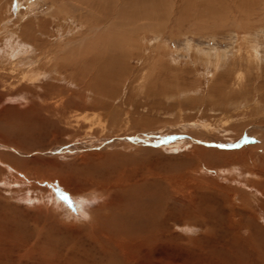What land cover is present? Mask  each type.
Here are the masks:
<instances>
[{
    "label": "rangeland",
    "instance_id": "1",
    "mask_svg": "<svg viewBox=\"0 0 264 264\" xmlns=\"http://www.w3.org/2000/svg\"><path fill=\"white\" fill-rule=\"evenodd\" d=\"M69 1L0 0V117L23 115L21 125L30 129L18 139L20 146L0 139V264H264V0H209L214 3L207 13L222 12L224 23L202 29L192 25L195 0H153L159 11L154 24L127 32L108 29L112 21L103 20L108 6L115 11L123 0H102L94 9L92 0ZM105 36L112 42L101 51L95 42L104 44ZM91 52L112 71L113 101L107 94L85 97L73 65ZM46 83L48 93L41 87ZM61 103L59 113L50 110ZM33 107H42L47 127L30 121ZM196 147L210 152L201 156ZM236 151L245 157H227ZM98 153L104 158L97 159ZM35 171L71 177L74 186L89 188V204L82 205L63 183L32 182ZM124 171L132 185L145 178L140 198L128 199L115 186ZM179 178L194 183L179 189ZM187 198L194 202L191 214L181 210ZM166 203L175 207L168 220L161 208ZM126 204L139 208L142 219L126 221ZM84 212L90 219H82ZM97 220L115 238H144L152 231L162 236L140 239L142 247L114 244L109 261L93 239Z\"/></svg>",
    "mask_w": 264,
    "mask_h": 264
},
{
    "label": "bare ground",
    "instance_id": "2",
    "mask_svg": "<svg viewBox=\"0 0 264 264\" xmlns=\"http://www.w3.org/2000/svg\"><path fill=\"white\" fill-rule=\"evenodd\" d=\"M71 1V0H70ZM69 1V2H70ZM103 1H105V0H103ZM107 1V0H106ZM115 1V0H114ZM75 2V1H74ZM92 7H93V9H94V7H96V8H99V7H102L103 5H102V0H92ZM137 3H135L134 1H132V0H123L122 1V3H120V4H122V6H120V7H118V9L117 10H115V11H113V6L115 7V5H113V6H111L113 9H112V11H110V10H108L109 8H110V6H108L109 8L108 9H106L107 11H110V12H107V11H105V14L103 13V20H105V18H107L108 17V22H110V20L112 21V24L108 27V29L109 28H113V30L114 31H117L118 29H119V31H122V32H127V31H131V30H134V31H136L137 29H139L140 27H142V24L143 25H145V24H154V21L155 20H157V15L158 14H156V15H154V13H156V11H158L157 9H156V7H155V2L153 1V0H137L136 1ZM145 2H147V3H149V4H146ZM223 2V1H222ZM257 2V1H256ZM59 3V2H58ZM68 3V2H67ZM66 3V4H67ZM79 3V2H78ZM190 2L189 1H187V4H189ZM192 3V2H191ZM211 3L213 4L214 3V1L212 2H209V0H199V1H193V4H194V6H195V8H196V10H195V19H194V22L192 23V25H194L195 27H197V28H200V29H202V28H204L205 27V25H207V24H209V23H213V24H215V25H218V24H223L224 22V19H223V13L221 12L220 13V15L218 14V15H210L209 13H207V11L208 10H210L211 11V9H213L212 8V5H211ZM258 3V2H257ZM34 4V3H33ZM57 4V3H56ZM73 4V3H72ZM125 4V6H123ZM137 4V5H136ZM192 4V5H193ZM251 4V3H250ZM259 4V3H258ZM36 5V4H35ZM53 5V4H52ZM59 5V4H58ZM69 5V4H68ZM85 5V4H84ZM134 5L135 6H137V7H134ZM185 5H186V3H185ZM39 6V5H38ZM54 6V5H53ZM61 6H63V5H61ZM118 6V5H117ZM64 7H66V6H64ZM64 7H62V8H64ZM74 7H75V5H74ZM76 7H78L77 5H76ZM75 7V8H76ZM88 7V6H87ZM184 7H186V6H184ZM184 7H182V8H184ZM216 7V6H215ZM50 8V7H49ZM58 8H61L60 7V5H59V7ZM106 8V7H105ZM117 8V7H116ZM190 8V7H189ZM241 8V7H240ZM35 9V8H34ZM53 9V8H52ZM88 9V8H87ZM90 9V8H89ZM101 9V8H100ZM186 9V8H185ZM194 9V8H193ZM188 10V9H187ZM57 11H59V10H57ZM69 11V10H68ZM74 11H75V9H74ZM87 11V10H86ZM94 11V10H93ZM189 11V10H188ZM214 11V10H213ZM35 12H36V10H35ZM39 12V11H38ZM37 12V13H38ZM70 12V11H69ZM77 12H78V10H77ZM103 12V11H102ZM159 12V11H158ZM95 13V12H94ZM99 13V12H98ZM98 13H96V14H98ZM193 13V12H192ZM191 13V14H192ZM206 13H207V15H206ZM225 13V12H224ZM71 14V13H70ZM76 14V13H75ZM89 14V13H88ZM185 14V13H184ZM39 15V14H38ZM60 15H61V13H60ZM62 15H63V13H62ZM66 15H68V14H66ZM101 15V14H100ZM46 16H47V14H46ZM74 16V15H73ZM155 16V17H154ZM40 17V16H39ZM43 17V16H42ZM44 17H45V14H44ZM76 17V16H75ZM100 17V16H99ZM102 17V16H101ZM189 18H190V15L188 16ZM49 18V17H48ZM50 18H52V17H50ZM58 18V17H57ZM67 18V17H66ZM191 18H193V17H191ZM41 19V18H40ZM46 19V18H45ZM101 19V18H100ZM42 20V19H41ZM75 20V19H74ZM106 20V21H107ZM220 20L222 21L221 23H218L217 21H219L220 22ZM46 21H48V20H46ZM54 21V20H53ZM145 21H146V23H145ZM181 21V20H180ZM44 22V21H43ZM66 22V21H65ZM64 22V24H66ZM144 22V23H143ZM38 23V22H37ZM70 23H72V21L70 22ZM160 23V21H157L156 22V25L155 26H158V24ZM226 23V22H225ZM44 24V23H43ZM49 24H50V22H49ZM105 24V23H104ZM161 24V23H160ZM39 25V24H38ZM45 25V24H44ZM48 25V24H47ZM73 25V24H72ZM108 25V24H107ZM112 25H113V27H112ZM214 25V26H215ZM68 26V25H67ZM99 26V25H98ZM101 26H102V24H101ZM101 26H99L100 27V29H101ZM105 26V25H104ZM45 27H47L46 25H45ZM22 28V27H21ZM24 28H26V27H24ZM29 28V27H28ZM27 28V29H28ZM49 28H51V27H49ZM69 28V27H68ZM76 28V27H75ZM103 28V27H102ZM26 29V30H27ZM48 29V28H47ZM196 29V28H195ZM25 30V29H24ZM28 30H30V29H28ZM35 30V29H34ZM50 30V29H49ZM102 30V29H101ZM63 31V30H62ZM26 32V31H25ZM36 32V31H35ZM44 32H46V31H44V29H43V33ZM48 32V31H47ZM111 32V31H110ZM16 33V32H15ZM109 33V32H108ZM32 34V33H31ZM36 34V33H35ZM28 35V34H27ZM49 35V34H48ZM64 35V34H63ZM13 36V35H12ZM23 38V37H22ZM21 38V39H22ZM30 38V37H29ZM102 40H103V42H105L104 44L103 43H100L101 41H99V43H97V42H95V46H96V48L97 49H99V50H101V51H105V49H108L109 48V44L112 42V38L111 37H109V36H105L104 38H102ZM18 42H19V39H18ZM88 44H93V42H89ZM16 45V44H15ZM26 45V44H25ZM34 45H35V43H34ZM111 46V45H110ZM30 48V47H29ZM111 49V48H110ZM22 50V49H21ZM41 50V49H40ZM96 50V49H95ZM98 50V51H99ZM39 51V50H38ZM108 51V50H107ZM112 51V50H111ZM37 52V51H36ZM35 52V53H36ZM109 52V51H108ZM105 53V52H104ZM13 54V53H12ZM91 54H93L92 52L90 53V55ZM97 54H99V53H97ZM102 54V53H101ZM106 54H107V52H106ZM105 54V55H106ZM109 54V53H108ZM15 55V54H14ZM110 55V54H109ZM28 56V55H27ZM47 56V55H46ZM49 56V55H48ZM98 56H101V55H98ZM98 56L96 55V56H94V55H91V57L90 58H87V56H86V53H84L83 55H80V63L78 64H76V65H73V66H76V69H75V73H77L78 75L77 76H79V77H77V78H79L80 79V84L84 87V89L86 90V92H84V94H86V96L85 97H87V95H88V97L89 96H91V97H94L96 94L97 95H99V96H101V97H104L105 98V95L107 94L108 95V99H110V100H112L111 98H113V97H115L114 95H115V93H113L114 92V89L112 88V86H114L115 87V85H113V83H111L109 80H108V73L107 72H110L111 71V69L109 68V69H106L107 68V66L104 64V65H101L100 63H99V61H98ZM103 56V55H102ZM251 56V55H250ZM105 57H107V56H105ZM109 57V56H108ZM28 58V57H27ZM250 58H255L254 57V55L252 56V57H250ZM35 59V58H34ZM42 59V58H41ZM108 59H111V58H108ZM112 59H113V57H112ZM115 59V58H114ZM114 59H113V61H114ZM252 59V60H253ZM32 60V59H31ZM73 60V59H72ZM75 60V59H74ZM77 60V59H76ZM238 60V59H237ZM102 61V60H101ZM100 61V62H101ZM109 61V60H108ZM239 61V60H238ZM40 63H41V61H39ZM65 62V61H64ZM70 62V61H69ZM71 63V62H70ZM104 63H106V62H104ZM248 63H250V62H248ZM9 64V63H8ZM29 64V63H28ZM27 64V65H28ZM54 64H56L55 62H54ZM75 64V63H74ZM108 65V64H107ZM26 66V65H25ZM110 66V65H109ZM53 67V66H52ZM96 67V68H95ZM13 68V67H12ZM57 68V67H56ZM15 69V68H14ZM44 69V68H43ZM51 70H52V68H50ZM57 69H59V68H57ZM98 71H97V70ZM19 70V69H18ZM27 70V69H26ZM56 70V69H55ZM98 72L97 74H96V71ZM21 71V70H20ZM58 71V70H57ZM13 72V71H12ZM59 72H61L60 70H59ZM101 72H102V74H101ZM112 72V71H111ZM3 73V72H2ZM8 73H9V71H8ZM57 73V72H56ZM115 73V72H114ZM12 74V73H11ZM45 74H47L46 72H45ZM58 74V73H57ZM112 74V73H111ZM20 75V74H19ZM22 75V74H21ZM51 75H53V73L51 74ZM63 75V74H62ZM114 75V74H113ZM116 75V74H115ZM114 75V76H115ZM57 76V75H56ZM61 76V75H60ZM59 76V78H62V76L60 77ZM73 76H74V73H73ZM113 76V77H114ZM22 78H24L23 76H21ZM44 77H46V76H44ZM112 77V76H111ZM8 78V77H7ZM11 78V77H10ZM65 78V77H64ZM74 78V77H73ZM16 79V78H15ZM47 79H49V78H47ZM75 79H76V76H75ZM112 79V78H111ZM19 80H21V79H19ZM61 80V79H60ZM23 81V80H22ZM28 81V80H27ZM33 81V80H32ZM75 81H77V80H75ZM114 81V80H113ZM21 82V81H20ZM43 82H45V81H43ZM114 82H116V81H114ZM175 82H178V81H176L175 80ZM22 83H24V81L22 82ZM59 83V82H58ZM75 83V82H74ZM26 84V83H25ZM47 85L49 84V83H46ZM117 84V83H116ZM31 85V84H30ZM38 85V84H37ZM36 85V86H37ZM68 85V84H67ZM240 85V84H239ZM39 86V85H38ZM49 86V85H48ZM54 86V85H53ZM66 86V85H65ZM77 86V85H76ZM120 86V85H119ZM42 89L43 90H46L47 91V93H48V91L50 90V89H52V87L50 88V86L49 87H47V86H44V88H43V84H42ZM79 87V86H78ZM81 87V86H80ZM79 87V88H80ZM187 87V86H186ZM24 88V87H23ZM28 88V87H27ZM27 88H24V89H27ZM39 88H40V86H39ZM58 88L59 87H57V90H58ZM62 89H63V87H61ZM67 87H65V89H66ZM75 88V87H74ZM188 88V87H187ZM22 89V88H21ZM36 89V88H35ZM77 89V88H76ZM118 89V88H117ZM179 89V88H178ZM40 89H38L37 90V92L39 91ZM42 90V91H43ZM80 90V89H79ZM120 91H121V89H119ZM184 90V89H183ZM186 90V89H185ZM185 90H184V92H185ZM42 91H40L41 93H43ZM56 91V90H55ZM80 91H82V90H80ZM87 91H88V93H87ZM181 91V90H180ZM186 91H188V90H186ZM30 92V91H29ZM34 92V91H33ZM40 92H38V93H40ZM51 92V91H50ZM49 92V93H50ZM83 92V91H82ZM192 92V91H191ZM264 92V91H263ZM31 93V92H30ZM29 93V95H30V97H28V98H31L32 96L34 97V95H32L31 96V94ZM55 93V92H54ZM58 93H59V91H58ZM57 93V94H58ZM182 93V92H181ZM28 94V93H27ZM45 94V93H44ZM63 94V93H62ZM144 94V93H143ZM149 95H150V93H148ZM154 94V93H153ZM220 94V93H219ZM13 95V94H12ZM73 95V94H72ZM149 95H148V97H149ZM178 95H180V93L178 94ZM221 95V94H220ZM219 95V96H220ZM262 95V94H261ZM43 96V95H42ZM47 97H48V95H46ZM154 96V95H153ZM20 97V96H19ZM23 97V96H22ZM36 97V96H35ZM81 97V96H80ZM83 97V96H82ZM87 97V98H88ZM11 98V97H10ZM43 98V97H42ZM41 98V99H42ZM84 98V97H83ZM133 98V97H132ZM146 98V97H145ZM179 99H180V97H178ZM183 98V97H182ZM233 98V97H232ZM89 99V98H88ZM115 99V98H114ZM235 99H237V98H234L233 100H235ZM45 100H46V98H45ZM48 100V99H47ZM96 100H98V99H96ZM116 100V99H115ZM123 100V99H122ZM258 100V99H257ZM35 101V100H34ZM86 101V100H85ZM113 101V100H112ZM127 101L128 102H131L130 101V98L129 99H127ZM237 101V100H236ZM26 101H24V103H25ZM55 102V101H54ZM53 102V103H54ZM87 102V101H86ZM98 102L99 103H103V104H106L107 105V102H104V101H101V100H98ZM200 102V101H199ZM83 103V102H82ZM113 103V102H112ZM135 103H137V102H135ZM151 103V102H150ZM234 103H235V101H234ZM30 104V103H29ZM36 104V103H35ZM97 104V103H96ZM202 104V103H201ZM207 104V103H206ZM258 104V103H257ZM22 105V104H21ZM25 105H26V103H25ZM43 105H45V104H43ZM47 105V104H46ZM54 105V104H53ZM91 105V104H90ZM247 105H248V103H247ZM60 106H63L64 107V105H63V103H61L57 108H56V106H51V109L50 110H52L53 111V113H59L61 110H62V108L63 107H61L60 108ZM68 106V105H67ZM196 106V105H195ZM195 106H192V107H195ZM259 106H261L260 105V103H259ZM19 107V106H18ZM29 107H32V106H30L29 105ZM48 107H50V106H48ZM80 107V106H79ZM97 107V106H96ZM154 107V106H153ZM181 107V106H180ZM227 107V106H226ZM256 107H257V105H256ZM8 110H9V108H7ZM14 109V108H13ZM16 109V108H15ZM18 109V108H17ZM23 109H25V108H23ZM69 109V108H68ZM153 109V108H152ZM157 109V108H156ZM182 109V108H181ZM7 110V111H8ZM27 110V109H26ZM183 110V109H182ZM5 111H6V109H5ZM14 111V110H13ZM24 111V110H23ZM42 111H43V109H42V107L41 108H39V107H33V108H31L29 111H28V115L30 116V121H34L35 119H38V122L40 123V122H42V123H44L45 124V126L47 127V122L50 120L49 118H46V117H44L43 115H42ZM214 111V110H213ZM257 111V110H256ZM10 112V111H9ZM14 113V112H13ZM17 113H19V112H17ZM64 113V112H63ZM114 113V112H113ZM243 114V113H242ZM12 115V114H11ZM21 115H22V113H21ZM58 115V114H57ZM10 116V115H9ZM23 116V115H22ZM21 116V117H22ZM67 116V115H66ZM233 116H235V115H233ZM14 117V116H13ZM20 117V115L19 114H17V116H16V118H14V119H6L7 118V115H5L4 116V118L3 119H1L2 117H0V139H2V140H4V141H7V142H9V143H12V144H17L18 146H20V144L19 143H17V142H21L20 140H18V139H21V135H23V134H25L26 132H29L30 131V129H29V125L28 124H26V126H23L22 127V125H21V123H22V121H25V120H23L22 118ZM63 117H64V115H63ZM109 118V117H108ZM256 118V117H255ZM231 120V119H230ZM251 120H252V118H251ZM54 121V120H53ZM53 121H51L52 122V124H55ZM249 122V121H248ZM251 123V122H250ZM238 124V123H237ZM244 124V123H243ZM94 125V124H93ZM92 125V126H93ZM94 127V126H93ZM236 127V126H235ZM238 127V126H237ZM54 128V127H53ZM245 128V127H244ZM241 129H242V127H241ZM225 130V129H224ZM44 131V130H43ZM92 131V130H91ZM240 132V131H239ZM39 134V133H38ZM44 141V137H42V138H40V139H37V140H35V142H43ZM25 142V141H24ZM26 143V142H25ZM24 144V143H23ZM36 144V143H35ZM201 146V145H200ZM22 147H24V146H22ZM27 147V146H26ZM195 147V146H194ZM193 147V148H194ZM253 148V147H252ZM26 149V148H25ZM27 149H30V148H28L27 147ZM147 149H149V147L147 148ZM151 150V149H150ZM26 151V150H25ZM196 151L202 156V155H204L205 153H209L210 151H209V149H207V147L206 148H204V147H196ZM214 151V150H213ZM235 152V151H234ZM213 154H215V153H213ZM222 154H225V153H222ZM221 153H220V155H222ZM199 155V156H200ZM227 155V157H229V158H231L230 156H234V157H236V159H239V158H241V157H245V151H240V152H237L236 151V154L234 153L233 155H231V153L228 155V154H226ZM103 156H105V154L104 153H98L97 154V156H96V158L97 159H99L98 157H102V158H104ZM50 158V157H49ZM3 159V158H2ZM57 159V158H56ZM56 159L55 158H51V159H49V162H51V163H53V165L55 166V168L56 169H59V167H60V165L59 164H57V161H56ZM231 159H233V158H231ZM2 162V161H1ZM8 162H11V161H8ZM47 162V161H46ZM8 168V167H7ZM17 169H19V168H17ZM11 170H13V169H11ZM16 172V171H15ZM25 172H27V171H25ZM52 173V174H51ZM55 173H56V171H55ZM55 173H53V172H50V173H48L46 176L44 175V177H41L40 176V174L37 172V171H35V173L32 175V182H38V180L39 181H41V180H49V181H51V182H55V183H57V184H61V183H63L64 184V188H66V189H70L74 194H76L79 198H80V201H81V204L82 205H86V204H89V201H88V203H82L83 201H87L85 198H86V195H87V193H88V190H89V188H87V187H85V186H81V185H78V186H74L75 185V183H72V180H71V177H69V178H64L63 176L62 177H60L59 178V176L58 175H56ZM17 174V173H16ZM20 174V173H19ZM28 174V173H27ZM42 174V173H41ZM44 174V173H43ZM12 176V175H11ZM21 176V175H20ZM126 176V177H125ZM8 178H9V180L8 181H11L10 179H11V177L8 175L7 176ZM24 177V176H23ZM7 178V179H8ZM28 178V177H27ZM26 178V179H27ZM129 177H128V175L125 173V171L123 172V174L122 175H120V178L119 179H117L118 181L115 183L116 185L115 186H117V188L119 189V190H121L122 192H124V194H125V197H127L128 199H130V198H135V195H137V197L138 198H140V192H141V190H142V186L144 185V184H141L143 181H142V179L144 180L145 178H143V177H141V179H138L139 181H135V183H134V185H132L131 183H130V179H128ZM184 178H186V177H184ZM183 178V179H184ZM187 178H189L188 176H187ZM13 180H19V181H21L20 179H18V178H16V176H15V179L14 178H12ZM26 179H24L23 181H25L26 182ZM29 179V178H28ZM31 181V180H30ZM30 181H28V182H30ZM145 181V180H144ZM179 181V182H178ZM190 181L192 182V183H194L193 182V180L192 179H188V180H186V181H184V180H180V178H179V180H177V184H178V188L179 189H187V188H189V186H190ZM17 182V181H16ZM141 182V183H140ZM15 183V182H14ZM5 184V183H4ZM17 184V183H16ZM19 184V183H18ZM25 184V183H24ZM28 185H29V183H27ZM31 184V183H30ZM257 184V183H256ZM6 185V184H5ZM8 185H10V183H8ZM13 185V184H12ZM175 185V184H174ZM21 186V185H20ZM26 186V185H25ZM34 186H35V188L36 187H38V184L37 183H35L34 184ZM139 186V193H133L134 192V189H136V187H138ZM12 187V186H11ZM23 187H24V185H23ZM22 189V188H21ZM24 189V188H23ZM30 189V188H29ZM32 189V188H31ZM39 189H40V187H39ZM173 189H176L177 190V188L175 187V188H173ZM36 192H38L36 189H34ZM53 190V189H52ZM98 190V193H99V191L101 190V188H98L97 189ZM188 190V189H187ZM30 191V190H29ZM64 191V190H63ZM30 193V192H29ZM32 193V192H31ZM184 193V192H183ZM26 195V194H25ZM57 195V194H56ZM73 195V194H72ZM75 195V196H76ZM31 196H33V195H31ZM36 196V195H35ZM34 196V197H35ZM192 197V196H191ZM40 198V197H39ZM143 198V197H142ZM32 199V198H31ZM42 199H44V198H42ZM172 199V198H171ZM174 199V198H173ZM38 200V199H37ZM41 200V199H40ZM40 200H39V202H40ZM47 200V199H46ZM175 200V199H174ZM192 200L193 199H189V198H187L186 200H183L182 201V199H181V202H182V204L184 205V206H182V211H183V213H187V214H191L190 213V210H189V207L190 208H192L193 206V203H192ZM42 201V200H41ZM57 201V200H56ZM78 201V200H77ZM38 202V203H39ZM128 202H131V200H129ZM167 202V201H166ZM188 202H190L191 204H190V206H189V204H187ZM163 203V202H162ZM81 204H80V206H81ZM90 204H92V203H90ZM135 204H137L138 205V207H139V204L138 203H135ZM171 204V203H170ZM169 203H166L163 207H161V208H163L164 210H165V219L166 220H168V217H169V215L172 217V215L175 213L174 211H173V209L175 208H173V206L172 205H170ZM40 205H41V202H40ZM49 205V204H48ZM67 205V204H66ZM117 205V204H116ZM121 205V204H120ZM39 206V205H38ZM52 206V205H51ZM132 206V205H131ZM141 206V205H140ZM146 206V205H145ZM187 206V207H186ZM50 207V206H49ZM66 207V206H65ZM126 207H127V210H128V208L130 209V211L128 212L129 214H130V217H128L127 219H126V221H137L136 220V218H141L142 219V217H140V215H141V213H140V209L138 208V209H136V211L138 212H135V211H133V208H131L130 207V205H128V204H126ZM185 207V208H184ZM62 208V207H61ZM64 208V207H63ZM140 208H142V207H140ZM117 208H115V210H116ZM159 209H160V206H159ZM44 211V210H43ZM77 211V210H76ZM132 211L134 212V214L132 213ZM160 210H158V212H159ZM187 211H189V212H187ZM191 211H192V209H191ZM120 212V211H119ZM161 212H163V211H161ZM77 213V212H76ZM79 213V212H78ZM77 213V214H78ZM48 214V213H47ZM63 214V213H62ZM119 214V213H118ZM118 214H116V216L118 215ZM144 214H146V213H144V212H142V216L144 215ZM156 214V213H155ZM158 214H160V212L158 213ZM71 215V214H70ZM125 215V214H124ZM76 217V216H75ZM163 217V218H164ZM186 217V216H185ZM6 218V217H5ZM145 218V220H146V218L147 217H144ZM143 218V219H144ZM7 219V218H6ZM10 219V218H9ZM52 220V223H50L51 224V226H53L55 223H56V221H55V219H53V218H51ZM76 220V219H75ZM8 221V220H7ZM139 222V221H138ZM48 224H49V222H48ZM106 222H100V221H98L97 220V222H96V225L95 226H93V228H92V230H91V232H93L96 236H94V240L98 243V246H99V244H100V247H101V250L103 251V252H105L107 255H108V257H110V259H109V261H111V258H112V248L111 247H113V245L115 244L117 247H119V248H121V249H123L124 247H126V248H128V249H130L131 248V246H132V244L134 243V242H137V244H138V242H139V240L140 239H142V240H148L149 238H151V236H152V238H153V236H155L156 238L159 236V237H161L162 235V233H160V231L159 232H151V234H149V235H147L146 237H141V236H137V237H135V238H132V239H128V238H126V237H117V238H115V237H112V236H108L107 235V233L105 232V229L104 228H107V226H106ZM138 225V224H137ZM58 226V225H57ZM143 226V225H142ZM24 228V227H23ZM74 228H75V226H74ZM43 229V228H42ZM46 229L47 230H49L50 228H49V226L48 227H46ZM77 229V228H76ZM132 229V228H131ZM30 231V230H29ZM44 231V230H43ZM46 231V230H45ZM100 233V234H99ZM141 233V232H140ZM48 234V233H47ZM98 234H99V236H98ZM135 235V234H134ZM40 236H41V234H40ZM39 236V237H40ZM105 237V238H102V237ZM115 240V241H114ZM156 239H153V241H155ZM153 243V242H152ZM140 247H142V245H140V243L138 244ZM137 245V246H138ZM135 248V247H134ZM114 250V249H113ZM102 253V252H101ZM127 256V255H126ZM106 257V256H105ZM108 257H106V259L108 258ZM99 260H100V258H98ZM102 259V258H101ZM113 259V258H112ZM124 259V258H123ZM102 264V263H101ZM126 264H127V262H126ZM130 264V263H129Z\"/></svg>",
    "mask_w": 264,
    "mask_h": 264
},
{
    "label": "snow or ice",
    "instance_id": "3",
    "mask_svg": "<svg viewBox=\"0 0 264 264\" xmlns=\"http://www.w3.org/2000/svg\"><path fill=\"white\" fill-rule=\"evenodd\" d=\"M58 195H59L60 199L65 201L66 203H68V205L70 207H72L73 210H77V206L74 204L72 198L65 191L58 190ZM82 203H87V202L83 201Z\"/></svg>",
    "mask_w": 264,
    "mask_h": 264
},
{
    "label": "clouds",
    "instance_id": "4",
    "mask_svg": "<svg viewBox=\"0 0 264 264\" xmlns=\"http://www.w3.org/2000/svg\"><path fill=\"white\" fill-rule=\"evenodd\" d=\"M87 202V201H86ZM88 203V202H87ZM82 219L83 220H88V219H90V217H89V215H88V213L87 212H84L83 214H82Z\"/></svg>",
    "mask_w": 264,
    "mask_h": 264
}]
</instances>
